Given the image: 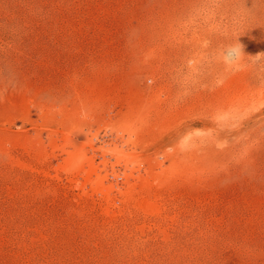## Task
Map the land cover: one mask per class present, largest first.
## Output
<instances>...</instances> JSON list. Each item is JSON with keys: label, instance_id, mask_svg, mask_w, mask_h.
<instances>
[{"label": "rangeland", "instance_id": "374dc122", "mask_svg": "<svg viewBox=\"0 0 264 264\" xmlns=\"http://www.w3.org/2000/svg\"><path fill=\"white\" fill-rule=\"evenodd\" d=\"M0 264H264V0H0Z\"/></svg>", "mask_w": 264, "mask_h": 264}, {"label": "clouds", "instance_id": "9594fccd", "mask_svg": "<svg viewBox=\"0 0 264 264\" xmlns=\"http://www.w3.org/2000/svg\"><path fill=\"white\" fill-rule=\"evenodd\" d=\"M240 49L239 48H229L225 51L223 54V59L225 63L231 64L233 61H235L239 55H240Z\"/></svg>", "mask_w": 264, "mask_h": 264}]
</instances>
